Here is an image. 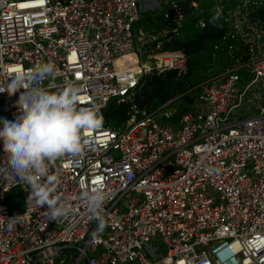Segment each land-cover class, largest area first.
Returning <instances> with one entry per match:
<instances>
[{"label":"built area","instance_id":"obj_1","mask_svg":"<svg viewBox=\"0 0 264 264\" xmlns=\"http://www.w3.org/2000/svg\"><path fill=\"white\" fill-rule=\"evenodd\" d=\"M142 1L0 0V129L23 108L15 78L48 62L55 72L41 87L79 88L78 109L100 114L112 99L130 102L121 125L86 134L81 155L47 161L36 177L72 208L58 220L29 200L31 187L12 174L0 140V264H54L63 250L67 264H264V17L256 13L264 0H189L222 9L215 47L225 48L230 66L206 71L194 108L176 121L134 98L144 76L189 70L182 49L162 48L184 12L179 0H160L168 10L145 45L134 33ZM256 81L263 91L252 110L234 113ZM15 187L18 208L9 202ZM97 187L106 196L102 231L82 199ZM159 237L165 247L156 255L147 245Z\"/></svg>","mask_w":264,"mask_h":264},{"label":"clouds","instance_id":"obj_2","mask_svg":"<svg viewBox=\"0 0 264 264\" xmlns=\"http://www.w3.org/2000/svg\"><path fill=\"white\" fill-rule=\"evenodd\" d=\"M222 15L218 6L211 18L214 27ZM52 62L35 66L32 72L18 75L11 85L14 92L23 87L24 103L21 113L14 121H3L0 140L5 151L10 154L11 172L25 180L31 187L29 200L38 206H47L48 215L53 220L66 217L72 208L52 198V187L37 182V176L47 173V161H54L65 154L81 155L86 147V134L99 129L103 117L95 108H77L80 89L71 86L61 92H53L41 87L42 82L54 75ZM2 91V90H0ZM51 177L50 181H55ZM105 193L99 188L82 193L90 211L100 219L99 231L104 228L103 218L99 215L105 200ZM15 220H10L9 228ZM96 241V235L93 236Z\"/></svg>","mask_w":264,"mask_h":264},{"label":"trees","instance_id":"obj_3","mask_svg":"<svg viewBox=\"0 0 264 264\" xmlns=\"http://www.w3.org/2000/svg\"><path fill=\"white\" fill-rule=\"evenodd\" d=\"M179 4L182 5L184 12V23L177 34H173L169 40L163 39L162 48L182 49L188 56L189 70L179 76L174 70L159 74L150 73L144 76V83L134 98L137 105L145 109L178 104L179 107L170 117L174 121L183 112L192 109L194 92L197 85L206 79V71L212 68L210 66L217 64L211 69L213 71L230 66L225 48L215 47L225 32L223 20L220 18L216 22L220 27L213 26L210 21L215 12L209 9L206 2H200L196 9L190 5L189 0H179ZM256 13L259 17H264V5L259 6ZM199 18L205 21L203 26L196 24ZM142 21H145L146 24L144 28L157 30L162 23V15H147ZM129 105L130 102L127 100L112 99L109 101L99 114L103 117L102 125L112 127L121 125L129 116ZM17 191V187L13 188L9 198V202L14 208L20 206L14 196Z\"/></svg>","mask_w":264,"mask_h":264},{"label":"rangeland","instance_id":"obj_4","mask_svg":"<svg viewBox=\"0 0 264 264\" xmlns=\"http://www.w3.org/2000/svg\"><path fill=\"white\" fill-rule=\"evenodd\" d=\"M157 1V0H155ZM163 7L164 9V4H161L160 8ZM134 33L136 34L137 31L136 29H134ZM217 65V64H216ZM215 66H210L212 68L216 67ZM211 68V69H212ZM249 79V78H248ZM263 89L261 87V84L259 81H256L255 83H253L250 87V89L246 92V94L243 96L242 98V102L241 105L234 110V113H240V114H245V113H249L252 110V107L254 106L255 101L259 98V94L262 93ZM179 107L178 104H173V105H163L161 106L158 110L162 111V113H160L158 115V117L166 119L169 116L171 117L172 114L177 110V108ZM191 108H194V104H191ZM168 112L169 116H166L164 113ZM169 117V118H170ZM170 120V119H168ZM173 121V120H170ZM148 248H155L154 253L156 255H159L163 250H164V244L162 242V239L159 237L158 239H154L153 242L151 241L148 245ZM65 258V263H60V259ZM69 262V257L65 254L64 250H63V255L58 256L55 258V263L54 264H67ZM36 264H39L38 262ZM82 264H84V261H82Z\"/></svg>","mask_w":264,"mask_h":264},{"label":"crops","instance_id":"obj_5","mask_svg":"<svg viewBox=\"0 0 264 264\" xmlns=\"http://www.w3.org/2000/svg\"><path fill=\"white\" fill-rule=\"evenodd\" d=\"M162 3L160 0H144L140 3V17L139 19L134 23V29H136L137 33H140L142 36V39L147 42L145 45H150L151 44V36L155 33L158 32L157 30H150L146 27L145 21H142L143 18L147 15H162L163 19V13L168 10V5L164 4V9L163 7L160 8ZM141 20V21H139ZM139 21V22H138Z\"/></svg>","mask_w":264,"mask_h":264},{"label":"bare ground","instance_id":"obj_6","mask_svg":"<svg viewBox=\"0 0 264 264\" xmlns=\"http://www.w3.org/2000/svg\"><path fill=\"white\" fill-rule=\"evenodd\" d=\"M130 56H131V54H130V55L125 54L123 57L119 58V60H121V59H123V58H128V57H130Z\"/></svg>","mask_w":264,"mask_h":264},{"label":"snow or ice","instance_id":"obj_7","mask_svg":"<svg viewBox=\"0 0 264 264\" xmlns=\"http://www.w3.org/2000/svg\"><path fill=\"white\" fill-rule=\"evenodd\" d=\"M0 160H2V158H0Z\"/></svg>","mask_w":264,"mask_h":264}]
</instances>
